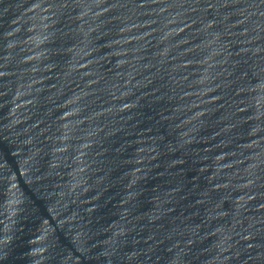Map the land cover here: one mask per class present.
Instances as JSON below:
<instances>
[{
    "label": "water",
    "instance_id": "obj_1",
    "mask_svg": "<svg viewBox=\"0 0 264 264\" xmlns=\"http://www.w3.org/2000/svg\"><path fill=\"white\" fill-rule=\"evenodd\" d=\"M0 264H264V0H0Z\"/></svg>",
    "mask_w": 264,
    "mask_h": 264
}]
</instances>
